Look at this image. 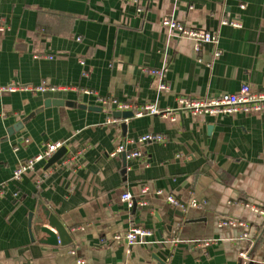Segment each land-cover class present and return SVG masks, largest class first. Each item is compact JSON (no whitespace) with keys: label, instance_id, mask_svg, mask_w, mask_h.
<instances>
[{"label":"crops","instance_id":"0c3cea01","mask_svg":"<svg viewBox=\"0 0 264 264\" xmlns=\"http://www.w3.org/2000/svg\"><path fill=\"white\" fill-rule=\"evenodd\" d=\"M137 1L0 0V88H66L0 92V264H264V218L245 206L264 208V112L192 116L178 105L243 84L264 91V0ZM164 19L214 34L219 56L213 45L197 51ZM113 101L172 115L119 119ZM146 134L165 142L126 145L141 159L113 155ZM49 144L61 145L57 163L12 180ZM45 212L66 230L63 243L46 242ZM223 220L247 224L248 238ZM133 227L152 236L131 248L113 240Z\"/></svg>","mask_w":264,"mask_h":264},{"label":"built area","instance_id":"2783aa9c","mask_svg":"<svg viewBox=\"0 0 264 264\" xmlns=\"http://www.w3.org/2000/svg\"><path fill=\"white\" fill-rule=\"evenodd\" d=\"M127 3H131L138 6L137 0H124ZM142 9L139 8L138 11H141ZM222 25L225 26H231L234 28H239L241 24L238 21H231L227 19H223L221 21ZM162 26L167 28L170 32H175L176 36L178 38H186L189 40H192L197 44L196 50L198 51V48L200 45H213L214 52L213 56L218 57L219 51L217 48V37L214 34H211L207 31L194 29L187 27L185 25H181L177 23L176 21L172 19H164L162 21ZM2 30V29H0ZM150 74H152L154 77L160 79V82L162 83L159 85L160 91H168L169 86L164 81L163 73L159 70L152 71ZM61 90H66V88L61 87H53L48 86L45 84H42L38 87H24V86H17V85H10L4 88H0V92H19V91H28L31 93H45V92H57ZM102 103H105L106 100L101 99ZM113 104L115 106V110L117 112H131L133 117H143V116H171L172 113L169 110H160L155 105L150 104H143V105H135V104H129V103H120L113 101ZM178 105L179 109L181 111L188 112L192 116H201V115H210V116H231L238 113H256V112H264V91H252L251 88L243 84L239 90L235 93L231 94H222L218 97L214 98H190V97H181L178 99ZM127 120V119H126ZM125 120V121H126ZM172 120H174V117H172ZM165 137L159 134H146L143 136H140L134 140H127L126 144L119 146L113 155L116 154H126L127 158L129 159H141L142 153L139 150L127 153L126 145H143V144H151V143H164ZM61 147L60 144H49L46 146L45 150L36 156L35 158H32L28 161H25L24 163H21L17 166L13 173L12 180L14 181H20L22 176H24L26 173L33 170L36 163L41 161H48L50 160L55 152ZM80 155V154H78ZM77 155V156H78ZM7 191V184H0V197L4 196ZM146 193V190H143V194ZM159 193V192H158ZM14 198L17 197V194L12 195ZM121 201L126 203L127 206L130 208L133 203V198L129 193H124L121 196ZM167 202H169L171 205L177 206L184 210V206L175 199L174 196H168ZM141 205H145L144 202H141ZM190 207L197 208L201 204L197 203L194 200H191L188 204ZM246 207L250 208L254 213H256L258 216L264 218V208L254 206V205H245ZM220 227L224 226H232V227H242L244 228L245 232L242 235V239L248 238V230L249 226L243 222L235 221V220H223L219 223ZM152 236V233L149 230L133 227L130 230H128L123 236L116 235L113 237V240L119 241L124 240L126 246L128 248H131L132 246L143 242V239L149 238ZM205 246H208V243H204ZM71 255L75 254L74 250H71L69 252ZM239 257L243 260H246L245 253H240ZM77 264H83V262L79 259L76 262Z\"/></svg>","mask_w":264,"mask_h":264},{"label":"water","instance_id":"95a60500","mask_svg":"<svg viewBox=\"0 0 264 264\" xmlns=\"http://www.w3.org/2000/svg\"><path fill=\"white\" fill-rule=\"evenodd\" d=\"M49 105H53V106H64V105H68V106H72L73 104L70 102H64V101H57V100H49L46 101L44 106L48 107ZM82 109H86L85 106H81ZM90 111H99V109L96 108H87ZM113 117L115 118H123V119H128V118H132L133 115L131 112H117L113 114ZM62 148H60L56 154L53 155V157L48 160L47 162V168L53 166L55 163H57L61 158H62ZM123 157H125V154H123ZM44 216L46 217V220L48 222V228L42 227L41 228V232L44 233L48 239H47V243L51 244V245H57L58 242L63 243V238H65L67 236V232L66 230L63 228V226H61V224H59V222L52 216L49 215L48 212L44 213Z\"/></svg>","mask_w":264,"mask_h":264}]
</instances>
